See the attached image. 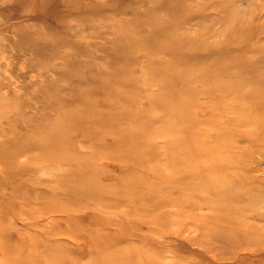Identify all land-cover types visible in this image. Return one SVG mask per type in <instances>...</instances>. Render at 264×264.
I'll use <instances>...</instances> for the list:
<instances>
[{
  "label": "rangeland",
  "instance_id": "374dc122",
  "mask_svg": "<svg viewBox=\"0 0 264 264\" xmlns=\"http://www.w3.org/2000/svg\"><path fill=\"white\" fill-rule=\"evenodd\" d=\"M38 1L0 0V264H264V0H186L180 16L164 0H123L124 18L139 10L170 21L158 37L177 45L166 54L159 44L160 56L144 32L116 22L111 4L122 0H73L81 15L70 0H45L42 11ZM97 3L107 12L83 17ZM118 66L150 119L146 149L122 171L103 164L102 181L123 174L140 198L124 188L75 201L50 181L83 170L100 146L88 128L56 122L79 104V78L103 80ZM170 96L180 111L164 108ZM128 120L130 131L142 119Z\"/></svg>",
  "mask_w": 264,
  "mask_h": 264
},
{
  "label": "bare ground",
  "instance_id": "6f19581e",
  "mask_svg": "<svg viewBox=\"0 0 264 264\" xmlns=\"http://www.w3.org/2000/svg\"><path fill=\"white\" fill-rule=\"evenodd\" d=\"M44 1L45 0L38 1V3L34 6V9L42 11L44 8ZM76 4L77 1L73 0L67 1L66 3L69 10L75 11L74 13H77V15H81V12H78L74 9V6ZM113 4L111 5L115 6L118 9L119 16L121 17L116 22L122 21V28H138L140 32H144V34L140 36L141 42H144V44L151 46L153 52H157V56H160V54L158 53V47L159 44L162 43H164L163 45L166 46V54L168 51L172 52L173 48L177 45L176 38L171 35L163 41L158 37V34L162 33L170 26V21L167 20V17L164 14H158L154 12L149 13L145 11L141 12L139 10H135L131 13L130 18H124V10L129 4H126L124 6L123 0L121 5H117L116 3L114 5ZM163 5L165 6L166 10L172 15L180 16L182 14H185V12L190 11L186 0H164ZM106 8L107 6L104 3L92 4L91 6L85 8L86 14H84L83 17L87 16L88 20H90V18L95 16L96 14L106 13ZM126 20L130 21V23L128 22L124 24V21ZM84 23L87 24L90 29L95 30L100 29L99 26H101L98 24H89L86 21H84ZM63 24L64 23H62V25ZM116 25L117 24H114L109 28L115 29ZM176 28L179 27L177 26ZM176 28L169 29L175 30ZM120 39H124V36L120 37ZM156 45L157 48L154 47ZM116 48L118 51H124V45L117 46ZM131 60L133 61V58H131L130 61ZM151 65L153 67L154 74L159 75V73L162 72V68L159 67L156 62L151 63L150 66ZM165 69L166 68L164 67V70ZM124 71H126L125 68L118 66L110 70L108 75L103 80L99 81H95L94 79L89 80V78H87L86 76H84L85 78H79L78 82H80L79 84L81 85L83 84L82 87L84 88L80 96L81 98H78L80 99L79 104L71 106L70 109L66 112V115L63 116L62 114L56 122V124L61 123V125L62 123H66V125L68 123H71L74 127L82 128L84 130L88 128L86 130L87 136L90 137V140L91 138L93 140H98L99 143H97V145L95 146H100V148L93 151V154L90 155V158H85L82 160V164L84 163L83 165H85V168L83 170H79L78 172L77 170H75L70 174L73 176L63 178H61V175L55 176L54 179L50 181L49 187H53L54 189H57L58 191L67 195H75L76 197H72L73 199H75V201H77L76 198L83 200L86 196H90L93 200H96L95 198H97L98 196H103L109 191L110 193H117L115 195H117L118 197H124V188L126 191H129L130 194H137L136 191L138 190L137 188L139 182H137L135 185L126 182L124 185L123 174H121L119 177H116L113 182H109L108 184L102 181L104 174L106 173L104 169L105 167L102 166L103 164L109 167L115 163L119 168H121L122 171L124 170V161H131V163L132 161H136L137 163H139L141 157L140 154L146 149V145H143L141 143L140 138L141 136L143 137L145 130L144 128L147 127V123L150 119L144 120L142 116V114L144 115L146 108L135 107L134 101L139 96L136 97L135 100H131V98H129L130 87L128 82L124 79ZM158 82H160L161 86L165 88L168 87L167 84L170 82V79H158ZM82 98L84 99V102L81 101ZM156 101L157 100L154 99V95L149 96V103L153 102L156 104ZM163 103L165 105L164 108L169 109L172 113H174L175 110L173 108H176L175 104H180V107L183 106L181 102H177L176 99L172 96L168 98L166 97ZM178 111H180V108ZM177 116L181 118L184 117L185 114H182L181 112L178 113ZM132 118H141L142 120L138 129L135 128V130L133 129L128 131L125 127V123L129 121L128 119ZM245 118L249 119V117ZM243 121L244 120H237V122ZM49 134L53 135V133ZM220 137L223 136L221 135ZM223 138H225V136ZM125 148L128 150H125L124 152ZM134 153L135 155H137V157H133ZM97 159H100L102 161V168L94 164L96 161H98ZM62 160H68L71 164L76 162V159H65L64 156H62V159L58 161L62 162ZM51 161L54 162L57 160ZM77 178L79 183H75V180H77ZM141 183L139 187L140 189L142 188ZM144 186L146 189L151 191L154 190L156 184L147 182L146 184H144ZM135 197L140 198L138 194L136 196L133 195L131 198L134 199ZM112 199L107 201L113 202ZM142 199L148 200V197Z\"/></svg>",
  "mask_w": 264,
  "mask_h": 264
}]
</instances>
